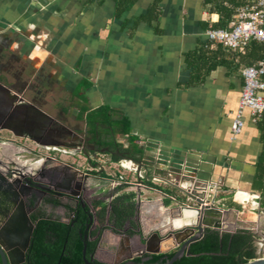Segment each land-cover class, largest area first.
<instances>
[{
  "label": "crops",
  "instance_id": "1",
  "mask_svg": "<svg viewBox=\"0 0 264 264\" xmlns=\"http://www.w3.org/2000/svg\"><path fill=\"white\" fill-rule=\"evenodd\" d=\"M153 2L137 0L117 18L114 0H0V45L8 41L14 67L24 68L21 80L28 87L42 83L48 90L42 109L65 117L75 135H83L84 116L99 106L128 119L130 135L144 152L135 176L157 181L154 188L164 195L155 199L164 202L159 209L169 206L164 191L170 190L160 183L178 190L203 181L218 185L214 204L229 210L212 219L228 225L230 214L252 209L242 212L249 227L241 229L255 234L258 256L264 251V210L252 181L263 151L261 131L246 111L241 133H231L248 49L245 54L222 46L228 65L193 82L187 54L208 42L202 22H215L218 15L202 0H161L156 24L135 25ZM217 45L210 42L209 49L216 52ZM54 90L61 95L50 103ZM83 106L87 111L77 119ZM115 139L128 146V135ZM95 159L91 170L102 166ZM170 194L184 200L181 193Z\"/></svg>",
  "mask_w": 264,
  "mask_h": 264
},
{
  "label": "trees",
  "instance_id": "2",
  "mask_svg": "<svg viewBox=\"0 0 264 264\" xmlns=\"http://www.w3.org/2000/svg\"><path fill=\"white\" fill-rule=\"evenodd\" d=\"M136 1L114 0L115 17L119 18L125 11H129ZM202 1L209 12L218 15L215 22H202L203 28L207 30L210 28L231 29L235 24L237 10L241 6L251 3L252 0ZM160 2L161 0H154L147 12L135 19V25L140 21L156 24L161 13ZM209 48L210 42L208 41L187 54V59L193 66V82L203 79L217 65H228L224 48L220 44L216 46V52ZM247 49L250 62L246 63V66L257 62L264 55V47L256 41H251L245 50ZM219 53H222L223 58L218 57ZM86 87V83L80 86L77 89V94ZM81 97L84 98L83 95ZM86 111L87 108L83 106L77 119L83 118ZM84 121L91 137L94 139L97 137V144L114 148L119 147L135 161L142 160L144 152L139 146L138 139L130 135V123L127 118H116L115 113L108 106H99L95 110L87 112ZM257 126L261 131L263 151L256 164L252 189L260 193V205L264 210V112L261 119L257 121ZM116 135H128V146L124 147L121 143L114 142L113 138ZM111 159L113 162L120 160L116 155L111 156ZM146 178L144 180L146 185L156 187L151 182L149 175ZM124 187L125 185L117 186L108 201L98 199L91 203L93 209L91 223H89L88 214L81 207L75 210V216L69 222L61 221L59 218H40L34 225L24 264H86L82 254L84 234L88 235L86 259L91 264H113V260L101 259L99 257L100 249L97 248L99 244L97 233L107 228L117 234H126L131 237L140 236L144 241L145 238L142 237L138 218V194L134 191H123ZM164 192L170 194V190ZM171 202L170 198L165 200L166 205ZM237 208L240 207L237 206ZM88 224H90L89 229H86ZM255 239V234L247 229L221 232L218 229L206 228L203 235L191 242L186 252L172 264H245L257 257ZM174 253L175 250L167 253L147 254L144 256L148 258L144 261V256H137L133 258V262H143L145 264L164 263Z\"/></svg>",
  "mask_w": 264,
  "mask_h": 264
},
{
  "label": "flooded vegetation",
  "instance_id": "3",
  "mask_svg": "<svg viewBox=\"0 0 264 264\" xmlns=\"http://www.w3.org/2000/svg\"><path fill=\"white\" fill-rule=\"evenodd\" d=\"M14 63L15 58L8 46V41H4L0 45V80L12 86L16 93L23 96L24 100L38 104L42 108L48 90L42 89L43 85L39 81L28 87L27 83L21 80L22 73L20 72L24 68L20 66L17 69L14 67ZM64 119L63 116L55 118L54 125L58 135L53 139L50 138L55 142V145L50 148L51 151L61 152L64 147L76 146L89 164L99 154L110 157L116 155L119 158L126 155V152L119 147L100 146L97 144V137L96 139L92 138L87 129L82 136L75 135L77 133L75 126ZM11 133L13 135L10 134L7 138L0 139V250L11 254L16 264H24L25 259L20 261L19 253L23 251L31 228L34 229L35 223L40 218H59L61 221L69 222L74 218L75 210H78L79 207L92 216L91 203L96 198L91 199L88 196L90 189L87 188V180L91 177L90 169L82 171L87 173L85 178L76 173V170L80 169L75 163H64L52 155L38 153L35 159H30L31 147L27 144L21 146L16 140L17 138L27 140L29 138L18 137L13 132ZM113 139L117 143L115 137ZM21 153L29 155V157L21 158ZM82 202L85 203V207L82 206ZM157 214L159 222L155 229L163 226L166 220L165 214L162 212ZM138 218L140 219L139 214ZM140 223H142L141 220ZM109 232L115 236L122 235L111 230ZM104 233L105 229L97 233L99 235L97 248L100 250H102L100 241ZM144 234L142 230L143 238ZM28 246L24 254H26ZM106 252L114 255L113 264H126L129 261V258L117 261L112 251L106 250ZM147 254L149 253L144 255ZM0 264H2L1 256Z\"/></svg>",
  "mask_w": 264,
  "mask_h": 264
},
{
  "label": "water",
  "instance_id": "4",
  "mask_svg": "<svg viewBox=\"0 0 264 264\" xmlns=\"http://www.w3.org/2000/svg\"><path fill=\"white\" fill-rule=\"evenodd\" d=\"M55 118L45 112L38 104H33L24 100L21 94L14 91V88L7 85L0 80V129L9 130L18 137L29 138L34 143L42 148H51L55 145L53 140L57 137V128L54 125ZM59 133V132H58ZM125 160H129L138 165H141V161H135L134 159L125 155ZM76 173L87 177V173L80 170H76ZM184 196L191 199L194 205H177L173 207H165L160 210L165 214V224L162 228L167 231V235L164 236L163 232L158 234L155 232L154 235L160 241V248L158 251H151L143 248L137 254H133L129 257V261L126 264H145L143 262L134 263L133 258L142 256L145 253H167L177 245L179 248L175 251L174 255L165 261L164 263L156 262L152 264H172L174 261L179 259L188 249L191 242L200 238L206 228L218 229L221 232H234L229 231L223 224L221 219H212L215 215H221L223 212L226 213L229 210H223L218 208L214 203H209L207 196H209V190H212V183L208 181L196 182L192 187H180L175 186ZM140 193L138 192V198ZM160 204L164 206L163 200H139V214L141 207L148 204ZM82 206L85 207V203L82 202ZM91 223L92 216L87 213ZM87 225L86 229H89ZM33 227L31 228L32 232ZM196 231V232H195ZM27 237L23 251L19 253L20 261L25 259L24 251L26 250L30 236ZM144 236H146L144 234ZM162 236V237H161ZM129 238V236H127ZM88 235L84 234L83 237V259L86 264H91L86 259V248H87ZM148 244V241H147ZM2 264H16L13 261L11 254H6L0 250ZM148 257L143 258V261ZM245 264H264V257L258 256L254 259L249 260Z\"/></svg>",
  "mask_w": 264,
  "mask_h": 264
},
{
  "label": "rangeland",
  "instance_id": "5",
  "mask_svg": "<svg viewBox=\"0 0 264 264\" xmlns=\"http://www.w3.org/2000/svg\"><path fill=\"white\" fill-rule=\"evenodd\" d=\"M61 95V92L59 90H54L51 92L50 96L48 97V100H50V103L52 102L51 99L53 97L57 98ZM49 105L45 107L47 110L49 109ZM0 134H3L5 136H10L9 133L6 131H2ZM17 142L23 146V144H27L31 147L32 153L30 154V159H35L36 155L38 153H41L43 155L51 156L57 158L59 161H62L64 163L71 162L75 163L76 166L80 169V171H86V169H90L89 172L91 173V177L87 180V188L89 190L88 196L91 197V199H101L103 201H108L111 198V194L114 191V189L119 186L116 185L115 182L119 181L120 185H125L123 191H134L136 193H140L139 200H151L154 201L157 199V197H162L159 190L150 187L145 184L144 181V175L143 177L137 178L135 175V170L137 168V165L134 162L132 163L131 168H122L120 164L125 161H122L120 158V161L113 162L111 157L109 155H98L95 160H97V164H101L102 166L99 167L95 165L96 170L91 171L92 165L89 164L85 157L81 154L80 150L76 148V146H67L61 149V152L58 151H51L50 148H42L40 146H37L34 142L30 141L29 139H22L17 138ZM60 153V154H59ZM21 158H28L29 155L21 153ZM122 161V162H121ZM129 161V160H127ZM115 163V164H114ZM94 167V166H93ZM98 170V171H97ZM96 172V173H94ZM104 176H103V174ZM120 177H123V180H121ZM142 178V179H141ZM152 183L154 185L157 184V181H153L151 178ZM161 187L163 188H169L174 192L176 195H179L181 193L178 190L173 189L171 186L164 185L163 183H160ZM158 186V185H156ZM142 188V189H141ZM182 198H184V201L186 200V196H184L182 193ZM173 201V200H172ZM179 201H173V203H170L167 207H173L177 206ZM162 207V206H161ZM157 204L152 203L148 205H143L140 210V220L142 223L141 230L145 233V239L144 241L140 238V236H129L126 234H122L121 236H115L110 234V229H105V233L101 238L100 246L102 250H100L99 257L101 259L105 260H113L114 255L112 253H107L106 250H110L115 254V259L117 261L122 259H128L131 255L137 254L140 252L143 248L151 250V251H158V248H160V241L157 239V237L154 234L150 233L154 232H163L164 236L167 235V231H165L162 226L159 229L156 226L159 222V216L157 213L161 212ZM245 211L248 213L249 211H253L250 208L242 209L240 208L239 213L234 212L233 214L229 215L228 218V225H224L229 231H236L237 229L246 228L249 227V225L246 223L248 220L245 214H242V212ZM241 213V214H240ZM152 216H155V218H152ZM154 228V229H153ZM162 237V236H161ZM148 241V244H147ZM180 245V244H179ZM179 245H177L175 248H173L170 251H176L179 248ZM257 251V248H256ZM113 256V258H112Z\"/></svg>",
  "mask_w": 264,
  "mask_h": 264
},
{
  "label": "built area",
  "instance_id": "6",
  "mask_svg": "<svg viewBox=\"0 0 264 264\" xmlns=\"http://www.w3.org/2000/svg\"><path fill=\"white\" fill-rule=\"evenodd\" d=\"M205 35L208 41L218 43L225 49L241 53L245 51L251 41L259 42L264 46V0H252L251 3L241 6L237 10L235 24L231 29L210 28L205 30ZM241 75L243 85L238 107L231 123L232 136L238 135L243 130L246 111H248L250 118L254 122L259 121L264 112V55L255 64L243 67ZM1 132L2 130L0 129ZM10 134L13 135L11 132ZM7 137L0 134V139ZM121 160L127 161L124 158ZM120 166L125 168L123 162ZM120 178L123 180V177ZM211 183L212 190H209L207 199L209 203H214L213 198L218 185L214 182ZM115 184L120 185V182L117 181ZM165 196L173 201H177L176 197L172 194L167 193ZM178 205L192 206L194 202L186 197V200L179 201ZM258 256L264 257V251Z\"/></svg>",
  "mask_w": 264,
  "mask_h": 264
},
{
  "label": "bare ground",
  "instance_id": "7",
  "mask_svg": "<svg viewBox=\"0 0 264 264\" xmlns=\"http://www.w3.org/2000/svg\"><path fill=\"white\" fill-rule=\"evenodd\" d=\"M123 165L126 167V168H131L132 166V163L130 161H125L123 163ZM92 171V170H91ZM142 179V178H141ZM244 196L247 198L248 197V194L247 193H244Z\"/></svg>",
  "mask_w": 264,
  "mask_h": 264
}]
</instances>
